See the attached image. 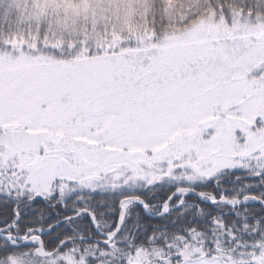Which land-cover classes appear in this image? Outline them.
<instances>
[{"label":"snow or ice","instance_id":"6c2138e0","mask_svg":"<svg viewBox=\"0 0 264 264\" xmlns=\"http://www.w3.org/2000/svg\"><path fill=\"white\" fill-rule=\"evenodd\" d=\"M0 264H264V0H0Z\"/></svg>","mask_w":264,"mask_h":264}]
</instances>
